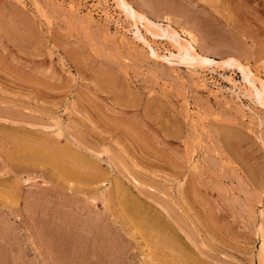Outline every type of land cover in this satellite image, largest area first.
<instances>
[{
	"label": "rangeland",
	"instance_id": "rangeland-1",
	"mask_svg": "<svg viewBox=\"0 0 264 264\" xmlns=\"http://www.w3.org/2000/svg\"><path fill=\"white\" fill-rule=\"evenodd\" d=\"M125 1L216 61L122 0H0V264H262L264 105L224 61L264 83V0Z\"/></svg>",
	"mask_w": 264,
	"mask_h": 264
},
{
	"label": "bare ground",
	"instance_id": "bare-ground-1",
	"mask_svg": "<svg viewBox=\"0 0 264 264\" xmlns=\"http://www.w3.org/2000/svg\"><path fill=\"white\" fill-rule=\"evenodd\" d=\"M122 1L124 3L126 13L130 17H132V19L134 20L136 25L138 24V22H141L144 26H146V23L151 25L150 27L148 26L149 28L154 26L152 28H156V30L158 29L157 30L158 32H156V33L151 31L154 36L169 38L170 40L175 42V44H178L179 45V51H180L179 57L186 58L190 61L207 63V64L208 63H214L216 61L214 59H210L207 56H203V55L199 54L197 52L193 42H187V44L183 43L182 42L183 39H182L181 35L178 32L173 31L171 29V25H167L165 28L161 27L160 25L151 22V20L148 19L147 17L134 13L133 7L131 5H129L125 0H122ZM139 30H140V28L137 25L136 34H138ZM137 37L140 38L142 41H144L143 37H140V36H137ZM159 55H158V57H160ZM172 56H176V55H173V53H172ZM227 63L238 67L242 71L245 80L254 88L257 99L264 105V83H261L260 87H258V85L256 83L258 78H255V74L252 72V70L249 69L250 67L248 68L247 66H244L237 59H227L226 61H224V64H227ZM259 253H260V257H261V262H262V264H264V230H263L262 235H261V245H260Z\"/></svg>",
	"mask_w": 264,
	"mask_h": 264
}]
</instances>
